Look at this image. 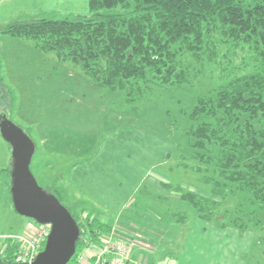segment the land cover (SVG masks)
<instances>
[{"label": "rangeland", "instance_id": "374dc122", "mask_svg": "<svg viewBox=\"0 0 264 264\" xmlns=\"http://www.w3.org/2000/svg\"><path fill=\"white\" fill-rule=\"evenodd\" d=\"M77 13L91 14L88 0H0V25ZM220 83L208 73L193 85L155 86L127 101L124 91L99 85L80 64L0 33V110L7 108L35 142L33 174L43 188L57 186L78 219L91 213L113 224L105 233L115 231L122 250L136 254L133 264H264V222L240 229L206 220L161 182L209 194L188 168L195 162L185 158L191 151L185 127L197 97ZM11 159L0 133V169ZM7 179L0 171V252L5 238L40 224L3 205L10 199ZM179 207L188 209L186 223L174 222Z\"/></svg>", "mask_w": 264, "mask_h": 264}, {"label": "trees", "instance_id": "16d2710c", "mask_svg": "<svg viewBox=\"0 0 264 264\" xmlns=\"http://www.w3.org/2000/svg\"><path fill=\"white\" fill-rule=\"evenodd\" d=\"M91 14L17 19L0 33L33 40L35 47L73 61L99 85L139 101L155 86L193 85L217 75L220 84L197 97L185 127V158L209 194L162 184L198 216L246 229L264 222V0H88ZM0 113H8L7 108ZM10 117V115H9ZM8 176L12 159L0 169ZM63 203L55 185L45 188ZM165 200L163 194H159ZM167 200V199H166ZM237 202L235 210L228 206ZM66 205V203H63ZM67 206V205H66ZM74 256L98 242L112 225L91 213L80 219ZM224 208V209H223ZM234 212V213H233ZM233 214V217H231ZM186 223L187 208L173 210ZM45 243L42 245L44 248ZM19 245L7 237L0 264L19 262Z\"/></svg>", "mask_w": 264, "mask_h": 264}, {"label": "water", "instance_id": "95a60500", "mask_svg": "<svg viewBox=\"0 0 264 264\" xmlns=\"http://www.w3.org/2000/svg\"><path fill=\"white\" fill-rule=\"evenodd\" d=\"M0 133L12 148L11 197L15 210L51 227L44 248L32 263L10 264H68L80 237L77 220L55 194L38 182L31 169L36 144L7 113H0Z\"/></svg>", "mask_w": 264, "mask_h": 264}, {"label": "built area", "instance_id": "2783aa9c", "mask_svg": "<svg viewBox=\"0 0 264 264\" xmlns=\"http://www.w3.org/2000/svg\"><path fill=\"white\" fill-rule=\"evenodd\" d=\"M30 228L27 233L9 236L18 242L19 262L32 263L35 260L47 240L51 227L50 224L40 223ZM101 237L98 242L88 243L78 253L74 264H126L130 259L129 254L122 250V242L116 237L115 231L113 236L105 233Z\"/></svg>", "mask_w": 264, "mask_h": 264}, {"label": "crops", "instance_id": "0c3cea01", "mask_svg": "<svg viewBox=\"0 0 264 264\" xmlns=\"http://www.w3.org/2000/svg\"><path fill=\"white\" fill-rule=\"evenodd\" d=\"M9 205V204H12V202H11V199H9V200H7L6 202H3V205ZM111 225H113V224H111ZM33 226H35V224H31V227H33ZM119 227V226H118ZM6 239L7 238H5V242H6ZM5 242L3 243V247H2V249L4 248V245H5ZM135 257H136V254H132V258H130L128 261H127V263L126 264H133L132 263V261H133V259H135Z\"/></svg>", "mask_w": 264, "mask_h": 264}]
</instances>
